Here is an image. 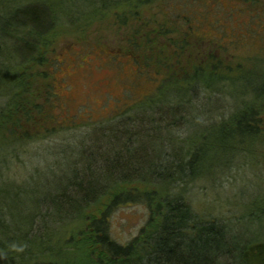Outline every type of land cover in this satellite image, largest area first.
I'll return each mask as SVG.
<instances>
[{
  "label": "trees",
  "instance_id": "obj_1",
  "mask_svg": "<svg viewBox=\"0 0 264 264\" xmlns=\"http://www.w3.org/2000/svg\"><path fill=\"white\" fill-rule=\"evenodd\" d=\"M155 1L166 0H98L94 16L83 17L95 20L129 12L138 20L141 14L137 10ZM192 1L199 4L203 0ZM239 1L248 4V0ZM48 5L49 9L26 6L22 11L23 27L15 29L11 38L0 36V93L7 97L0 104V153L12 154L24 141L46 136L49 129L45 124L55 121L49 112L57 94L50 76L42 70L44 65H50L44 49L52 32L67 18ZM169 8L184 9L182 17L193 34L197 25L201 27L198 22H205L197 8L188 3ZM49 21L52 26L41 30ZM12 39L21 43L28 54L14 66L4 54ZM213 41V45H224ZM206 58L210 60H200L190 71L184 70L182 82L176 79L171 63L157 62V67L169 70L161 77L159 70L154 69L161 80L155 91L159 97L146 96L129 106L132 111L127 117L105 129L99 128L95 142L102 143L96 150L83 149L82 168L72 164L56 184L48 186L55 193L40 196L39 192L28 191L24 186L16 189L0 180V264H73L70 255L75 252L83 255V264H264V235L255 241L238 240L234 225L207 220L187 200L188 184L219 168L218 163H209L210 148L191 139L186 141H190L186 150L173 140L166 143V130L176 125L183 109L188 111L190 107L193 111L192 102L198 92L227 90L234 81L254 72L252 68L226 69L215 60V54ZM170 90L175 91L174 97L168 95ZM42 98L46 99L44 103L40 102ZM261 113L264 114L262 94L254 102L245 101L242 109L221 123L234 127L240 135L261 137ZM26 123L32 125L28 127ZM234 128L232 134L236 133ZM30 182L33 181L24 184ZM33 183L38 185L37 181ZM29 202L32 206L18 216L9 209L12 204L26 206ZM126 204L144 205L148 218L138 235L123 244L113 237L110 224L114 212ZM260 210L264 215V208Z\"/></svg>",
  "mask_w": 264,
  "mask_h": 264
},
{
  "label": "rangeland",
  "instance_id": "obj_2",
  "mask_svg": "<svg viewBox=\"0 0 264 264\" xmlns=\"http://www.w3.org/2000/svg\"><path fill=\"white\" fill-rule=\"evenodd\" d=\"M97 1L0 0V28L4 29L0 31L1 38H11L15 29L23 27L22 11L28 5L49 9L51 4L67 18L52 32L44 49L50 65H44L42 70L50 76L57 94L49 112L55 121L45 124L49 129L46 136L24 141L12 154L0 153V161L4 159L0 162V180L16 189L24 186L40 196L55 193L48 186L56 184L72 164L82 168L83 149L96 150L102 143L95 142L99 128L119 122L131 114L129 106L158 94L155 91L160 76H166L169 70L157 67V62L171 63L176 79L182 82L184 70L190 71L194 63L209 61L206 57L215 54V60L226 69L252 68L254 72L234 81L227 90L198 92L192 102L193 111L190 107L188 111L183 109L176 125L166 130V143L173 140L186 150L188 139L197 140L198 145L210 148L209 163L219 164L212 175L187 186V200L198 215L234 225L238 240L255 241L263 236L264 215L260 208H264V135H240L234 127L236 133L232 134V126L224 127L221 121L242 109L245 101L254 102L257 96L264 95V0H248V4L239 0H203L199 4L192 0L155 1L137 10L141 14L138 20L129 12L84 19L83 16H94ZM187 3L197 8V14L205 20L198 22L202 24L196 26L195 34L189 23L185 24L184 9L169 8ZM81 20L88 21L79 24ZM51 26L49 21L41 30ZM213 40L224 45H213ZM25 51L21 43L12 39L4 54L14 66L28 58ZM36 85L41 88L39 81ZM174 94L168 91L169 96ZM44 99L40 102L44 103ZM5 100L7 97L0 93V104ZM260 130L264 131V122ZM27 181H37L38 185H25ZM31 206V202L26 206L12 204L9 209L18 216ZM147 218L144 205H122L111 217V233L126 244L138 235ZM82 257L79 252L70 255L73 264H83Z\"/></svg>",
  "mask_w": 264,
  "mask_h": 264
}]
</instances>
